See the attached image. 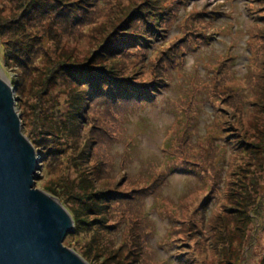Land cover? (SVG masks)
<instances>
[{
	"label": "rangeland",
	"instance_id": "rangeland-1",
	"mask_svg": "<svg viewBox=\"0 0 264 264\" xmlns=\"http://www.w3.org/2000/svg\"><path fill=\"white\" fill-rule=\"evenodd\" d=\"M60 1L69 5L40 0V7L46 8V19L58 21L65 11L77 13L80 6V18L76 14L63 18L66 27L32 22L38 13L29 10L27 0H0V65L11 78L20 132L41 158L35 189L61 201L53 194L54 188L59 190L56 186L76 193L85 188L87 197L80 179L88 178V186L101 192L99 198L115 199L109 203L105 223L92 214L85 218L90 229L73 233V220L63 246L87 264H264V0H189L183 5H176L181 0H164L163 18L171 15L165 25L169 31L152 49L131 51L117 60L121 67L105 54L99 62L115 65L128 77L139 69L136 77L143 81H160L159 76L167 74L170 89L151 103L91 104L85 112L93 105L96 111L88 113V122H80L73 140L48 139L50 132L43 133L47 117L63 115L70 100L69 89L60 82L48 85L43 93L45 60L92 59L90 54L99 51L110 32L123 29L131 9L141 11L135 19L145 16L149 21V14L143 13L152 0H96L98 7L90 13L83 0ZM59 8L64 11L59 13ZM198 13V19L191 16ZM17 20L26 23L25 32L2 29ZM44 24L51 27L47 36ZM205 26L212 44L195 53L196 44L186 43L199 37L187 38V28L202 32ZM40 35L35 56L25 60L15 49ZM166 48L178 58V66L166 64L162 54ZM182 53L186 55L180 58ZM225 59L233 61L237 79L209 71ZM17 62L23 64L22 70ZM196 76L197 102L191 100L183 108L180 101L187 102V87L198 88L191 83ZM91 118L113 140L92 130L93 124L87 125ZM95 142L96 152L106 150L111 157L110 163L105 161L106 176L107 165L97 171L91 168L92 160H86ZM160 175L165 180L157 182L156 191L151 185ZM113 223H118L115 230L106 227Z\"/></svg>",
	"mask_w": 264,
	"mask_h": 264
},
{
	"label": "trees",
	"instance_id": "trees-1",
	"mask_svg": "<svg viewBox=\"0 0 264 264\" xmlns=\"http://www.w3.org/2000/svg\"><path fill=\"white\" fill-rule=\"evenodd\" d=\"M28 1V7L29 10L37 11L38 16H36L35 19L31 20L34 23H37V25L41 26V24L44 21H50L53 22V24L57 23L60 24L63 27H66L67 20H63V18H70L71 15L76 14L79 17V12L81 11V7L78 6V11L75 13L76 9H72L69 11H65L63 18L59 19L58 21H52V19L48 18L46 19V8L40 7V0H27ZM55 1V0H54ZM81 1V0H80ZM85 4L87 5L88 13L95 12L98 6H96V0H83ZM163 1L164 0H152L151 5L146 9L145 13L149 14L150 20L148 21L145 16H143L140 19H135L137 14V11H135V8L131 9L129 13L126 15V21L123 25V29H117L115 31L110 32L107 37L104 39L102 45L99 47V51L96 53L90 54V56H93L92 59L90 57H87L86 59H82L81 62L78 59H75V57L70 56H61L60 59L53 60L47 59L45 60V71H48V75L46 77V83L43 87H46L43 89V93H46L48 91V85L49 88L52 87V83H61V85L66 86L69 91V107L68 110H66L63 115L54 116L50 120L49 117H47V120L45 121L46 124H44V131L43 133L50 132V138L53 139L54 136H63L62 138H72L76 136V134L79 133V130L81 128L80 122L82 120H85L88 122V113H91V109L96 111V109L93 108L89 109L88 112H85L88 106L91 104H98L103 102H108L112 106L114 104H130V103H136V102H155L157 99V95L161 92L170 89L171 84L169 82V78L167 74H162L159 77H162L163 80L157 81L155 79L143 81L141 79H138L136 76L141 72L139 69L137 70V73H133L128 77L125 73L121 74L117 68H115V65H118L121 67L122 64H120L117 60L123 59L125 56H127L131 51H139L137 54H140V52H144L145 50L152 49L153 45L160 41V38L164 37L169 29L166 27L169 18L171 15H168L163 18V15H165V8L163 7ZM185 1L189 0H181L176 5H183ZM60 3L61 1L58 0ZM62 6H68L69 3H62ZM64 11L62 8H59V13ZM25 11L22 10L21 16L24 17ZM167 13V10H166ZM201 13H198V15L192 14L191 16L194 18H199ZM173 16V15H172ZM48 17V16H47ZM80 18V17H79ZM143 19V20H142ZM141 21V22H140ZM144 23H143V22ZM91 22V19H87V23ZM26 24V23H25ZM25 24L23 21H15L13 23V26L7 24L2 27V29L5 30H13L15 32H25L23 31V27L25 28ZM93 24V23H90ZM166 25V26H165ZM44 27L46 28L47 25L44 24ZM208 27H204L202 30L204 31H197V30H189L187 28V38L189 35H191L194 38L199 37L196 39L195 42H187L186 46L190 47L193 44H196L195 47H192L193 52H198L200 49L199 47L203 45H209L211 38L210 35L206 34V29ZM68 31V29H66ZM45 35L47 36L48 33L51 32L50 29H44ZM161 33L163 35L161 36ZM14 35V33H13ZM39 38L35 37L36 40L26 41L23 42L24 45H21L16 48L15 50H18L23 58L25 60H30L31 56H35L36 52L39 49ZM38 46L36 47V45ZM36 47V49H35ZM251 47V52H254V49ZM35 50V52H34ZM171 48H166L162 51V54L166 57V64L169 66L172 64V66H178L179 61L178 58H174L171 56ZM180 49L177 52V56L179 54ZM256 52V51H255ZM107 58L108 61L112 60V63L115 65H102L99 60H104V55ZM135 54V56L137 55ZM186 55V53H182L180 58H183ZM264 55V52H263ZM229 59L221 60L217 63L215 68L210 69L209 71H217V74L219 75L221 72L228 73V78H230L231 75L233 77H236V75L233 73L232 66L233 61L229 62ZM257 60H253L254 63ZM264 62V59H263ZM17 67H19L22 70L23 64L17 62ZM256 73V72H255ZM251 73H248L246 78L249 77ZM258 76V78L261 76V74L258 72L255 74ZM199 76V75H198ZM196 76L194 80L191 81L194 82L192 84L193 86H196L198 88L192 89V87H187L188 92L190 94L187 97V102H185V99L180 101V104L182 107L186 108V106L190 105L191 100H194L197 102V94L199 90L198 82L196 79H198ZM202 79V78H201ZM203 80V79H202ZM205 81V80H204ZM205 83V82H204ZM257 84V82H256ZM264 84V82H263ZM258 85H262L261 83ZM227 90H233L234 88L231 85L225 86ZM259 87V86H257ZM200 94V93H199ZM194 109V108H193ZM55 111V110H54ZM87 115V117H86ZM91 129L97 132H101L103 134V138H109L110 140H113L111 137L112 134L108 133V136L104 135L102 129L100 126L97 125L96 121L92 118L90 119V122L87 124L89 127L90 125ZM78 132V133H77ZM172 140L174 137L171 138ZM98 142H102L98 141ZM96 145L92 146V148L89 149V153L87 151L86 154V160L88 159L92 160L91 168L100 170L103 167L104 168V175H107L106 168L109 167L110 161H108L111 157L107 154L106 150H103V153H98L93 147H97L98 144L95 142ZM38 146L42 147L43 145H39L40 143L36 142ZM45 152H49V149H45ZM95 154L97 157L99 156V160L97 157L92 159V155ZM105 161H108L107 163ZM86 178H81L80 183L83 184L88 189V196H84V192L86 191L85 188H79L76 193L75 191H70V189L67 186H56L57 191L54 193L57 197L61 198L62 200H65L64 204L67 205L70 209V212L72 213L73 220L75 222V228L73 230V233L77 231H82L84 228H89L90 226L87 224H90L89 221H85L86 217H90L92 214H98L95 218L104 223L106 222V216L108 219L110 210H107L110 207V204L115 199H102L99 198V192L98 190H95V188H90L88 186V182H85ZM88 178L86 179V181ZM165 178L163 175H160L158 179L154 180L153 184L151 186L154 187L156 190L158 188L157 182L164 183ZM55 187V186H54ZM157 191V190H156ZM153 193V192H152ZM86 194V193H85ZM99 198V199H97ZM61 200V201H62ZM77 204H80V207H77ZM99 211V213H98ZM102 211L104 216H102ZM110 218V217H109ZM143 221V218L142 220ZM91 222V221H90ZM87 223V224H86ZM92 224V223H91ZM118 223L108 224L109 228H112L115 230V226ZM75 231V232H74Z\"/></svg>",
	"mask_w": 264,
	"mask_h": 264
},
{
	"label": "water",
	"instance_id": "water-1",
	"mask_svg": "<svg viewBox=\"0 0 264 264\" xmlns=\"http://www.w3.org/2000/svg\"><path fill=\"white\" fill-rule=\"evenodd\" d=\"M10 82L0 65V264H87L63 246L71 214L35 189L41 158L20 132Z\"/></svg>",
	"mask_w": 264,
	"mask_h": 264
},
{
	"label": "bare ground",
	"instance_id": "bare-ground-1",
	"mask_svg": "<svg viewBox=\"0 0 264 264\" xmlns=\"http://www.w3.org/2000/svg\"><path fill=\"white\" fill-rule=\"evenodd\" d=\"M10 85H11V83H10ZM36 155H38L37 152H36ZM72 219H73V218H72Z\"/></svg>",
	"mask_w": 264,
	"mask_h": 264
}]
</instances>
